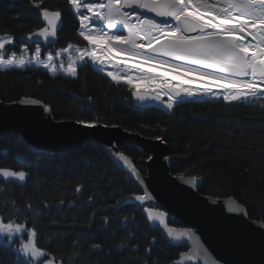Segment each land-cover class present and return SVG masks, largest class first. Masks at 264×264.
I'll return each instance as SVG.
<instances>
[{
	"label": "trees",
	"instance_id": "obj_1",
	"mask_svg": "<svg viewBox=\"0 0 264 264\" xmlns=\"http://www.w3.org/2000/svg\"><path fill=\"white\" fill-rule=\"evenodd\" d=\"M36 4L62 13L55 40L40 44V58L87 46L67 0H0V37L14 40L6 55L20 54L25 45L29 56L35 52L37 44L25 38L43 27ZM76 68L74 78L35 68L0 69V102L30 98L47 106L56 121L92 120L146 139L159 137L168 148L171 175L201 178L199 194L233 198L250 220L264 223V95L248 103L211 99L172 110L160 103L139 107L132 88L89 64ZM119 151L135 160L147 158L135 147ZM0 167L28 173L24 182L0 177V219L11 216L34 228L37 246L55 264H170L184 250L148 226L142 207L123 204L137 190L110 148L88 141L67 152L36 153L19 135H5L0 136ZM22 259L0 243L3 264Z\"/></svg>",
	"mask_w": 264,
	"mask_h": 264
},
{
	"label": "snow or ice",
	"instance_id": "obj_2",
	"mask_svg": "<svg viewBox=\"0 0 264 264\" xmlns=\"http://www.w3.org/2000/svg\"><path fill=\"white\" fill-rule=\"evenodd\" d=\"M67 3L73 9L80 8V0H67ZM36 7L40 8L47 27H41L27 39L34 36L45 41L56 38L62 13L41 8L40 4ZM85 7L94 15L79 16V37L91 46L81 53V60L85 66L90 62L104 65L119 61L126 72L109 71L107 76L112 81L131 86L133 95L141 102L156 101L172 110L174 105L183 103L185 97L199 101L201 97L222 96L226 102L248 103L252 98L264 95V0H107L106 3L101 0L96 4L87 3ZM125 8L131 11H122ZM145 12L160 19L150 18ZM96 21L103 22L108 31L96 28ZM88 24L93 25V30H86ZM117 25H122L126 34H121ZM113 29L117 31L113 32ZM6 45L14 46L13 38L0 39V68L15 66L23 69L27 63L33 62L23 58L17 60L14 52L4 59ZM40 56L41 47L37 44L33 57L35 63L55 72L53 57L49 55L48 62H44ZM127 61L134 63L128 64ZM113 66L119 67V64L113 63ZM67 74L76 76L77 68L70 64ZM31 103L38 105L40 101ZM44 110L48 111L47 106ZM75 123L86 128L97 127L92 120L77 119ZM119 160L123 161L130 175H138L125 155L120 154ZM0 177L24 182L28 173L0 167ZM184 182L193 183L192 180ZM144 199L143 195L135 197L141 203ZM119 203L116 201L117 205ZM229 211L242 213L243 209L230 208ZM148 220H158L164 225L165 214L149 213ZM259 227L264 230V224ZM25 232L26 242L19 241V247L14 249V254L23 258L20 264H53L47 259L48 254L37 246L34 228L26 229L24 224L13 222L11 216L0 219V236L11 243H17V236ZM192 235L190 231L177 233L170 228L166 233L175 241L182 237L191 240ZM95 247L100 249L99 245ZM201 254L197 245L188 259ZM0 264H3L2 260Z\"/></svg>",
	"mask_w": 264,
	"mask_h": 264
},
{
	"label": "water",
	"instance_id": "obj_3",
	"mask_svg": "<svg viewBox=\"0 0 264 264\" xmlns=\"http://www.w3.org/2000/svg\"><path fill=\"white\" fill-rule=\"evenodd\" d=\"M122 11L131 10L125 8ZM145 13L151 18L160 19L154 17L153 13ZM41 21L43 27H47L42 16ZM61 25L60 20L58 31ZM27 38L26 43L39 45L55 40L49 38L45 41L38 36L31 40ZM98 65L94 63V66ZM33 100L24 98L12 104L0 102V136L19 135L36 153L67 152L82 147L88 141L112 149L117 166L137 190L123 204L142 207L143 218L151 229L157 230L170 246L184 248L170 264H264V230L259 227L264 223L250 220L245 209L233 198L218 199L199 194L201 178L171 175L168 148L161 140L146 139L119 127L103 124L86 128L75 121H56L49 111L44 110L45 105L32 104ZM21 101L28 103L22 104ZM149 103L150 100L141 102L136 99L139 107ZM123 146L138 148L146 153L147 158L135 160L119 151ZM120 154L132 162L138 175H130L123 161L119 160ZM140 168H144V173L140 172ZM188 180L193 183L184 182ZM138 195L145 197L142 203L135 200ZM230 208L243 209V212H232ZM156 212H164V225L158 220H148L149 213ZM169 228L177 233L190 231L192 239L182 237L180 241L172 240L166 236ZM197 245L202 254L189 260Z\"/></svg>",
	"mask_w": 264,
	"mask_h": 264
},
{
	"label": "rangeland",
	"instance_id": "obj_4",
	"mask_svg": "<svg viewBox=\"0 0 264 264\" xmlns=\"http://www.w3.org/2000/svg\"><path fill=\"white\" fill-rule=\"evenodd\" d=\"M81 1H83V0H81ZM81 1H80V7L83 5V3ZM91 1H93V0H91ZM99 2H100V0L98 1V3ZM93 15H94V13H93ZM86 23H88V22H86ZM95 27L97 28L96 24H95ZM86 30H93V25L88 24V29H86ZM3 38H6V37H0V39H3ZM73 50L76 52H74L72 50L71 51L68 50V51H66L62 54H59V55L58 54L57 55H51L53 57L52 63L55 67V72H52L49 69L43 68L42 64L37 65L33 59L35 52L29 56L27 51L23 50L20 54L16 55V59L19 60L20 58H23L26 61H29V60L33 61L32 63H27L23 69L36 68V69L44 70L52 76L60 75V76L68 77V78H74L75 76L73 77V76H69L67 74L68 66L71 64V65L77 67L78 65H80L84 62L81 60V54H79V50H76V49H73ZM82 51H84V50H82ZM98 54H100V53H98ZM11 55H12V53L5 55L4 59H8ZM27 56H29V57H27ZM47 58H48V56H46L45 59H43V60H42V58H40V60L44 61V62H48ZM85 59H87V58H85ZM0 69L4 70V69H20V68L13 66L11 68H0ZM152 102H156V101H152ZM159 106L165 108L162 104H159ZM21 240L26 242V240H27L26 232L21 233L17 236V241H18L17 243H11L5 237L0 236V243L6 245L8 247H11L13 251H14V249L19 247V241H21ZM47 259H49L48 256H47ZM49 260H51V259H49ZM53 264H55V263L53 262Z\"/></svg>",
	"mask_w": 264,
	"mask_h": 264
},
{
	"label": "built area",
	"instance_id": "obj_5",
	"mask_svg": "<svg viewBox=\"0 0 264 264\" xmlns=\"http://www.w3.org/2000/svg\"><path fill=\"white\" fill-rule=\"evenodd\" d=\"M85 8H86V7H85ZM89 16H90V15H89ZM113 32H115V30H114ZM102 55H103V54H101V56H102ZM113 63H114V64H119V67H114V66H113ZM113 63H110V64H109V65L112 66V69H111L110 71L116 72L117 74H123V73L126 72L125 67H124L123 64H121L119 61H115V62H113ZM127 63L130 64L131 61H127ZM103 72H104V74L107 75V73H108L109 71H103ZM122 83H123V82H122ZM215 99H222V96L217 97V98H215Z\"/></svg>",
	"mask_w": 264,
	"mask_h": 264
},
{
	"label": "bare ground",
	"instance_id": "obj_6",
	"mask_svg": "<svg viewBox=\"0 0 264 264\" xmlns=\"http://www.w3.org/2000/svg\"><path fill=\"white\" fill-rule=\"evenodd\" d=\"M104 2L106 3L107 0H105ZM132 18L134 19V17H132ZM118 26L121 27V29H124L122 25H118ZM107 31H108V29H107ZM194 86H197L198 87V85H194Z\"/></svg>",
	"mask_w": 264,
	"mask_h": 264
}]
</instances>
